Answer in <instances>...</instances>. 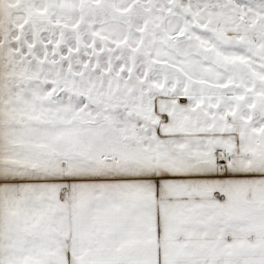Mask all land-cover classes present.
<instances>
[{"label":"snow or ice","instance_id":"obj_1","mask_svg":"<svg viewBox=\"0 0 264 264\" xmlns=\"http://www.w3.org/2000/svg\"><path fill=\"white\" fill-rule=\"evenodd\" d=\"M0 264H264V0H0Z\"/></svg>","mask_w":264,"mask_h":264}]
</instances>
